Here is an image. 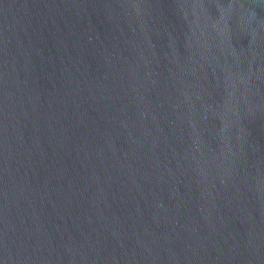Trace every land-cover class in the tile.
Masks as SVG:
<instances>
[{"label": "water", "instance_id": "95a60500", "mask_svg": "<svg viewBox=\"0 0 264 264\" xmlns=\"http://www.w3.org/2000/svg\"><path fill=\"white\" fill-rule=\"evenodd\" d=\"M0 264H264V0H0Z\"/></svg>", "mask_w": 264, "mask_h": 264}]
</instances>
